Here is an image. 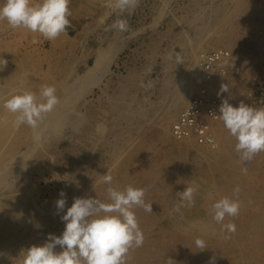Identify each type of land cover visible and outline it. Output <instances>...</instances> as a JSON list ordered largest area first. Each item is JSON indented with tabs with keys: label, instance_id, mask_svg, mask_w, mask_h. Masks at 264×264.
<instances>
[{
	"label": "bare ground",
	"instance_id": "obj_1",
	"mask_svg": "<svg viewBox=\"0 0 264 264\" xmlns=\"http://www.w3.org/2000/svg\"><path fill=\"white\" fill-rule=\"evenodd\" d=\"M209 9L198 12L197 20L194 16L198 25L183 17L186 28L174 41L175 48L186 54L185 61L178 67L172 54L166 56V80L160 90L163 106H151L152 115L147 111L150 107L134 104H140L134 75L121 79L112 94L101 89L99 105L87 102L120 46L97 49L94 64L77 76L76 68L70 69L71 63L64 59L74 46L68 28L67 34L51 41L52 50L44 55L21 51L22 37L29 33L39 39V33L18 28L12 41L0 35V58L7 61L0 64V264H20L24 250L44 244L49 234L60 236L65 228L61 216L74 198L108 203V187L127 185L147 190L145 202L152 203V212L134 209L144 242L130 250L126 264H166L169 257L174 264H212L213 257L214 264H264V152L241 162L237 141L218 117L221 113L207 112L214 99L220 105L228 99L234 107L244 103L264 73V0H226ZM7 27L6 21H0V32ZM213 48L218 49L201 56ZM42 60L49 65L47 70ZM73 71L77 77L72 87L67 81ZM44 85L56 87L60 103L37 130L27 125L17 129L14 114L2 107L4 100L14 90L39 95ZM222 85L227 92L221 93ZM200 86L204 92L190 100ZM198 98L202 102L197 103L195 121L207 126L210 141L200 142L193 131L180 137L173 132L182 113ZM100 123L106 125V134L97 133ZM64 124L72 129L73 144L60 134ZM66 142V151L56 150ZM56 161L64 166L58 169ZM47 172L61 180L55 194L46 195L47 187L39 186ZM107 173L113 177L111 185L102 183ZM193 184L199 185L195 206L182 208V215L175 212L177 193ZM237 186L240 191L234 196ZM61 191L66 193L63 211L56 207ZM225 196L241 203L239 215L223 222L239 219L235 233L223 232L213 220L212 204ZM197 238L207 248H197Z\"/></svg>",
	"mask_w": 264,
	"mask_h": 264
},
{
	"label": "clouds",
	"instance_id": "obj_2",
	"mask_svg": "<svg viewBox=\"0 0 264 264\" xmlns=\"http://www.w3.org/2000/svg\"><path fill=\"white\" fill-rule=\"evenodd\" d=\"M70 3L71 0H0V21H6L12 30L23 28L52 41L67 34L71 24L69 17L72 15ZM138 4L139 0H111L105 16L115 12L123 18L117 19L110 27L119 32L127 31L128 20L125 14L130 15ZM171 58L176 64L183 63L180 53H174ZM6 63V60L0 58V64L4 66ZM140 86L148 90L153 84L151 81H142ZM56 91L54 85L42 86L39 95L30 90H14L4 100L2 107L14 114L13 123L17 129L27 125L35 131L46 115L60 103ZM220 91L227 92V86L222 85ZM219 111L221 114L218 117L224 128L237 141L235 151L241 162H250L255 155L264 152V107H253L243 102L234 107L228 99H224ZM96 131L100 135L106 134L107 127L100 123ZM242 172L246 173L247 169H242ZM112 181L110 174L103 175L102 183L111 185ZM106 191L110 199L108 203L97 198H74L71 207L61 216L65 223L62 234H49L44 244L24 250L20 264H126L130 250L142 247L144 242V234L134 209L143 208L151 213L152 203L145 202V188L127 185L123 189L108 187ZM239 191V186L235 187L234 196ZM198 192V184L186 186L184 191L177 193L179 203L173 210L181 213L182 208L194 207ZM60 197L56 207L63 211L66 193L61 191ZM240 208L238 199L222 197L212 204L213 220L221 224L223 232L235 233L234 223L223 222L226 217H237ZM195 245L201 250L207 248L201 238L195 240ZM57 247L61 251L57 252ZM166 264H174V260L169 257Z\"/></svg>",
	"mask_w": 264,
	"mask_h": 264
},
{
	"label": "rangeland",
	"instance_id": "obj_3",
	"mask_svg": "<svg viewBox=\"0 0 264 264\" xmlns=\"http://www.w3.org/2000/svg\"><path fill=\"white\" fill-rule=\"evenodd\" d=\"M225 1L226 0H139L138 6L131 11V14H125L128 20L127 31L119 32L115 29H112L110 26L117 19L123 17L117 15L115 12H113L110 16H105V13L109 11L108 6L111 4V0H71L69 7L71 9L72 15L69 17L71 24L70 27H68V35L70 36L71 40L74 41V46L71 48L70 56L64 59L66 62H68V64L71 63V65L68 66L70 67V69L76 68L74 70L76 71V73L73 71V75L74 73L76 75L78 73L77 76H82L85 74V70H87L88 67L94 64L97 49L99 50L100 48H106L110 45L120 46V51L117 52L116 59L108 67V71L104 75L105 77L103 79V82L99 86L94 87L90 92L91 94L89 93L87 95V102H91L93 106L99 105L100 102L98 101H102L103 98H100L103 94L102 90H105L106 92L107 89L108 93L112 94L115 89L118 88L121 79L129 75H134L137 78L136 82L137 87L139 88V90L137 91L138 101L136 100V102L140 103L134 104L137 108L139 105L140 108L143 106L142 108H146V110L150 107L149 109L151 111H147L148 114L150 113L152 115L153 112L151 106H163L160 90L164 84V81L166 80L165 72L167 70L166 66L168 63L166 60V56L168 54H172L173 56L174 53H180L183 62L185 61L186 54L184 53V51L175 48V41H177V38L175 37H178L179 35L177 36V34H181V32H183L184 27L186 28V25L182 23L183 17L184 20H197V15H199V13L200 15L203 13H207L210 10L209 8H211V6L212 8L220 6L222 5V2ZM194 5L197 7H195ZM194 12L196 13L194 14ZM86 14H88V16ZM84 16H87L85 17L84 21L82 19H79ZM194 16L196 17L195 19ZM196 22L197 23L195 24L197 25L200 23L199 21ZM6 29L0 32V35L6 36L7 39L10 38V40L12 41L15 37V32L9 27H7ZM20 41L22 52L44 55L45 51L50 52L52 50L51 41L45 40L42 36L39 39H33V37L29 33H27L22 37ZM151 42L152 45H150ZM153 46L157 50H155ZM215 49L218 48L210 49L201 54V56H205L206 53H211ZM73 62L75 66L72 65ZM181 64L182 63L177 64L178 67ZM203 64L206 65V63ZM201 66H203L202 62ZM42 67L44 70H47L49 68V65L47 64V62L42 60ZM149 69H151L150 72ZM109 71L111 72V74ZM263 74L260 76V80H257L259 82H256V85H254L253 88L248 91L249 95L247 96V99L244 100V103L246 105H251L253 107H264ZM77 76L71 75L70 78H68L67 82L70 83V86L73 87L72 84ZM209 77L211 76L209 75L208 78ZM142 81L144 83L151 81L153 87L148 90L142 88L140 86ZM201 88V86L198 87V92L192 95L190 100L204 92V88ZM181 112L182 111H180V113ZM46 117H48V115H46ZM69 127L70 125L68 126V124H64L61 128L60 134L62 133L61 136L63 135V139L67 138L66 140L68 143L73 144V137L71 138L73 133L72 129ZM68 139L73 142L71 143V141H68ZM67 142L60 143V145L58 144L56 150H58L59 152L66 151L69 146L65 145L67 144ZM74 148L75 147H73L72 151L74 150ZM56 165L59 169L61 168L63 163H61L60 161H58L57 163L56 161ZM60 181L53 178L47 172L46 175H44V178L39 181V186L40 188L47 187L48 191L46 195H48L49 193L55 194L60 188ZM46 195L44 196L46 197ZM233 221L237 226H239L241 223L239 219Z\"/></svg>",
	"mask_w": 264,
	"mask_h": 264
},
{
	"label": "built area",
	"instance_id": "obj_4",
	"mask_svg": "<svg viewBox=\"0 0 264 264\" xmlns=\"http://www.w3.org/2000/svg\"><path fill=\"white\" fill-rule=\"evenodd\" d=\"M201 98L198 99H193V102L191 105L187 108V110L182 113L181 117L179 118V121L177 124L174 126V133L178 134L180 136H186L188 132L193 131L194 133H197L199 135V141H210L207 136H206V128L207 126L203 124H199L195 121V115L199 113V107L197 106L198 102H202L200 100ZM218 100V101H217ZM212 105L209 106L207 109V112L210 115H216L217 112L219 111V106H220V100L219 99H214Z\"/></svg>",
	"mask_w": 264,
	"mask_h": 264
},
{
	"label": "crops",
	"instance_id": "obj_5",
	"mask_svg": "<svg viewBox=\"0 0 264 264\" xmlns=\"http://www.w3.org/2000/svg\"><path fill=\"white\" fill-rule=\"evenodd\" d=\"M87 16H88V14H86ZM87 16H84V17H81V18H79L80 20L82 19L83 21H84V19H85V17H87ZM79 17V16H78ZM77 17V18H78Z\"/></svg>",
	"mask_w": 264,
	"mask_h": 264
}]
</instances>
